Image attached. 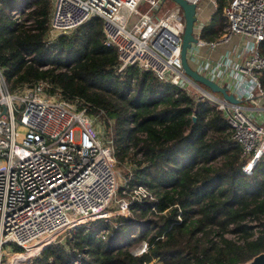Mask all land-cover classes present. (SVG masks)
I'll return each instance as SVG.
<instances>
[{
    "label": "trees",
    "instance_id": "16d2710c",
    "mask_svg": "<svg viewBox=\"0 0 264 264\" xmlns=\"http://www.w3.org/2000/svg\"><path fill=\"white\" fill-rule=\"evenodd\" d=\"M20 1L2 0L0 8V67L11 91L48 80L52 95L114 119L117 160L135 163L121 198L139 185L156 195L131 202L128 216L75 228L32 264H247L263 253L264 153L245 172L241 146L216 106L150 70L120 72L117 50L103 44L100 18L49 41L52 0ZM217 2L202 30L207 40L227 28L222 11L229 0ZM260 49L264 54V41ZM260 78L264 84V71ZM142 241L147 250L138 254L133 246Z\"/></svg>",
    "mask_w": 264,
    "mask_h": 264
},
{
    "label": "built area",
    "instance_id": "2783aa9c",
    "mask_svg": "<svg viewBox=\"0 0 264 264\" xmlns=\"http://www.w3.org/2000/svg\"><path fill=\"white\" fill-rule=\"evenodd\" d=\"M166 1L53 0L47 39L100 18L103 44L117 50L119 71L129 66L150 70L163 82L216 106L230 124L231 139L241 146L245 172L251 173L264 153V107L260 111L247 105L264 98V0H229L223 8L225 33L207 40L202 37L204 24H197L198 42L188 53L191 58L196 47L216 48L234 36L246 39L198 69L227 87L238 104L186 75L181 58L184 11ZM188 1H210L218 7L217 0ZM50 88L48 80H39L13 92L0 67V264H32L65 233L128 216L131 202L156 196L139 185L120 199L115 211L109 210L120 190L113 140L112 146L104 144L100 115L91 114L79 99L52 95ZM146 250L144 243L136 252Z\"/></svg>",
    "mask_w": 264,
    "mask_h": 264
},
{
    "label": "water",
    "instance_id": "95a60500",
    "mask_svg": "<svg viewBox=\"0 0 264 264\" xmlns=\"http://www.w3.org/2000/svg\"><path fill=\"white\" fill-rule=\"evenodd\" d=\"M172 1L176 2L183 9L185 16V29L182 37L181 58L186 75L197 85L206 87L215 93H220L224 99L230 101L231 103L238 104L240 101L233 94H229L227 87H221L216 82L200 74L197 70L193 69L189 63V50L192 49L198 42V39L195 36V28L198 22L199 5L190 3L188 0ZM193 120L196 121V116L193 117ZM247 264H264V252L257 255Z\"/></svg>",
    "mask_w": 264,
    "mask_h": 264
},
{
    "label": "rangeland",
    "instance_id": "374dc122",
    "mask_svg": "<svg viewBox=\"0 0 264 264\" xmlns=\"http://www.w3.org/2000/svg\"><path fill=\"white\" fill-rule=\"evenodd\" d=\"M8 1L13 2V0H8ZM166 2L169 5H171V6L176 5L171 0H167ZM17 3H18V6H19L21 3H23V1L21 0L20 2H17ZM201 4H202V2L199 4V6ZM52 9H53V0H52L51 10ZM205 9H206V12H207V9H208V13H210V14L216 12V10H217L216 6L213 3H210V6L206 7ZM26 11H29V10H26ZM10 12H11L12 16L14 17V19H16L18 17V15H19V13L13 12L12 10ZM222 16H223V11H222ZM21 17H23V16L21 15ZM198 21H199V18H198ZM133 23H134V20L132 21L131 26H132ZM58 35H59V33L58 34L55 33L53 37L56 38ZM54 38H52V39L54 40ZM196 58L194 60H196ZM191 61L192 60H190V62ZM261 104L264 105V100H262ZM98 119L100 121L99 122V125H100L101 131H102V137H103V140H104V144L106 146H112V142L111 141L113 140V144L115 146V143L116 142L114 140L116 139V133H115L116 132L115 131L116 121L114 119H109L107 116L106 117L105 116H102V117H99ZM141 136L142 135H140V137ZM209 136H210V138H216V137L219 136V134L211 133ZM131 150L133 151L134 149H131ZM141 155L142 154H140L138 156L139 159H142V156ZM116 159H117V157H116ZM215 164H219V161L215 162ZM134 165H135V163H132L131 160H130V158H128L124 163L123 162L120 163L117 160L116 171H117V176H118V180H119L120 187L125 183V179H124L125 174L128 173V172H130L131 170H133L134 169ZM121 197L122 196L118 193L116 199L114 200V202L111 204V206L109 208L110 211H115L116 210V208L118 207V204H119V201H120ZM116 217H118V216L112 217L110 219H115ZM151 217L155 218V216H151ZM89 225H91V224H89ZM86 226L89 227L88 225H86ZM70 235H71V232L65 233L64 235H62L60 237V241L59 242L66 243L67 242V237H70ZM144 243H145L144 241L139 242L137 245L133 246V250H135V249L138 250L139 247L141 245H143Z\"/></svg>",
    "mask_w": 264,
    "mask_h": 264
},
{
    "label": "crops",
    "instance_id": "0c3cea01",
    "mask_svg": "<svg viewBox=\"0 0 264 264\" xmlns=\"http://www.w3.org/2000/svg\"><path fill=\"white\" fill-rule=\"evenodd\" d=\"M210 3H211L210 1H203L202 4L199 6V9H198L199 21L197 22L198 25L208 24L212 20L213 16L215 15V12L212 14L208 13V9L206 12L205 8L210 6ZM244 42H246V39H243L239 36H234L229 42L223 43L217 46L216 48H210L207 46L196 47L195 48L196 55H194L192 58L189 57V63L193 69L198 71L200 64L204 62L205 60H212V61L219 60L234 45L241 44ZM195 58L196 60H194ZM190 60L192 61L190 62ZM261 102L262 100L252 101L249 104L247 103V105L258 107L259 110L262 111V108L264 107V105L261 104Z\"/></svg>",
    "mask_w": 264,
    "mask_h": 264
}]
</instances>
